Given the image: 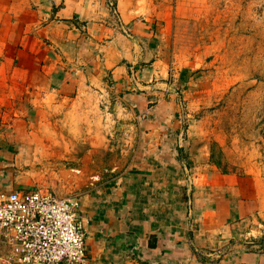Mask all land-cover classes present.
I'll list each match as a JSON object with an SVG mask.
<instances>
[{"label": "crops", "instance_id": "0c3cea01", "mask_svg": "<svg viewBox=\"0 0 264 264\" xmlns=\"http://www.w3.org/2000/svg\"><path fill=\"white\" fill-rule=\"evenodd\" d=\"M187 5L0 0V193L38 187L25 160L111 149L119 173L90 185L87 167L77 184L90 264H264V175L176 158L189 136L170 43Z\"/></svg>", "mask_w": 264, "mask_h": 264}, {"label": "rangeland", "instance_id": "374dc122", "mask_svg": "<svg viewBox=\"0 0 264 264\" xmlns=\"http://www.w3.org/2000/svg\"><path fill=\"white\" fill-rule=\"evenodd\" d=\"M186 10L170 43L174 67L182 74L176 106L180 137L189 136L185 149L177 146L176 158H209L222 172L241 177L264 175V0H188ZM74 135L71 145L78 144ZM111 152L102 149L96 159L93 151L87 165L84 160H39L35 165L25 160L20 171L34 179V186L76 198L87 190L77 188L87 167L94 177L90 185L119 173L110 172L115 168ZM117 152L122 159L126 150ZM119 161L122 172L128 162L123 166Z\"/></svg>", "mask_w": 264, "mask_h": 264}, {"label": "built area", "instance_id": "2783aa9c", "mask_svg": "<svg viewBox=\"0 0 264 264\" xmlns=\"http://www.w3.org/2000/svg\"><path fill=\"white\" fill-rule=\"evenodd\" d=\"M76 207L47 187L0 193V264H90Z\"/></svg>", "mask_w": 264, "mask_h": 264}, {"label": "trees", "instance_id": "16d2710c", "mask_svg": "<svg viewBox=\"0 0 264 264\" xmlns=\"http://www.w3.org/2000/svg\"><path fill=\"white\" fill-rule=\"evenodd\" d=\"M263 248H264V244H263Z\"/></svg>", "mask_w": 264, "mask_h": 264}]
</instances>
